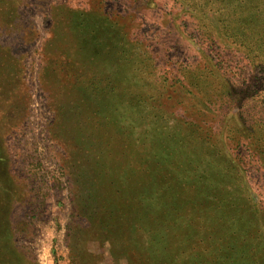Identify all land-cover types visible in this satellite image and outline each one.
Instances as JSON below:
<instances>
[{"label":"rangeland","instance_id":"374dc122","mask_svg":"<svg viewBox=\"0 0 264 264\" xmlns=\"http://www.w3.org/2000/svg\"><path fill=\"white\" fill-rule=\"evenodd\" d=\"M211 2L0 0V264H263L264 73Z\"/></svg>","mask_w":264,"mask_h":264},{"label":"trees","instance_id":"16d2710c","mask_svg":"<svg viewBox=\"0 0 264 264\" xmlns=\"http://www.w3.org/2000/svg\"><path fill=\"white\" fill-rule=\"evenodd\" d=\"M210 5H213L214 13L217 14L216 16L225 17L224 21L226 23L222 26L223 32H221V36L218 38H225L228 42L242 49L244 52L246 65H243L241 68L239 67L241 72L243 73L246 67L248 70L257 67L259 71L264 73V0H213ZM221 12L222 14H218ZM217 65L219 66L220 62H217ZM247 145H251L255 149L253 152L250 150V159L264 164V135L260 138L255 137L252 142H247ZM204 179L206 180L207 178L204 177ZM199 182L203 186L201 188H205V182L203 180ZM208 192L212 193V191ZM229 215L230 221L226 222L228 225L226 229L235 239L238 240L239 237L240 242L243 243L240 246L243 252L241 253L242 260L246 263H258V260L260 261L261 258L256 259L255 256L261 257L262 255L261 263L264 264V241L260 239V242L254 244L255 246L251 245V241L253 238L255 240L257 237L255 235H258V231H260L258 227L260 224L257 225V223L261 219L263 220V218L244 207L239 212H236V214L230 212ZM249 246L251 247L249 248ZM5 261L10 263L7 259ZM26 262L27 264H36L33 262L30 263L27 258Z\"/></svg>","mask_w":264,"mask_h":264}]
</instances>
